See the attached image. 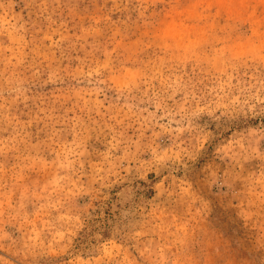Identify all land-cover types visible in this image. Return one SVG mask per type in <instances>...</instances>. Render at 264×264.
Returning a JSON list of instances; mask_svg holds the SVG:
<instances>
[{"label":"rangeland","instance_id":"obj_1","mask_svg":"<svg viewBox=\"0 0 264 264\" xmlns=\"http://www.w3.org/2000/svg\"><path fill=\"white\" fill-rule=\"evenodd\" d=\"M0 264H264V0H0Z\"/></svg>","mask_w":264,"mask_h":264}]
</instances>
